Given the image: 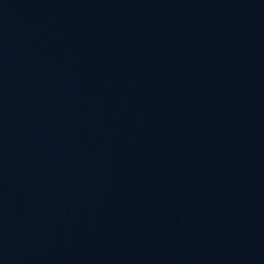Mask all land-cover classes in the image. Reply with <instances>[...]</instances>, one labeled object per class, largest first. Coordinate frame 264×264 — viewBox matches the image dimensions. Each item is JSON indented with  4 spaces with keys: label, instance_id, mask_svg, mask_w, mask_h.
<instances>
[{
    "label": "water",
    "instance_id": "95a60500",
    "mask_svg": "<svg viewBox=\"0 0 264 264\" xmlns=\"http://www.w3.org/2000/svg\"><path fill=\"white\" fill-rule=\"evenodd\" d=\"M0 264H264V0H0Z\"/></svg>",
    "mask_w": 264,
    "mask_h": 264
}]
</instances>
